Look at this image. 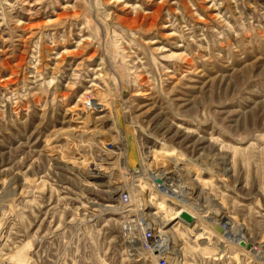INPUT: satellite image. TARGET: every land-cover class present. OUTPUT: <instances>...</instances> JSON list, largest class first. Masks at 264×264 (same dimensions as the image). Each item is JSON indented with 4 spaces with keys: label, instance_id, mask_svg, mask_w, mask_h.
Instances as JSON below:
<instances>
[{
    "label": "rangeland",
    "instance_id": "1",
    "mask_svg": "<svg viewBox=\"0 0 264 264\" xmlns=\"http://www.w3.org/2000/svg\"><path fill=\"white\" fill-rule=\"evenodd\" d=\"M137 159L180 206L137 200ZM124 187L176 264H264V0H0V257L157 264Z\"/></svg>",
    "mask_w": 264,
    "mask_h": 264
},
{
    "label": "built area",
    "instance_id": "2",
    "mask_svg": "<svg viewBox=\"0 0 264 264\" xmlns=\"http://www.w3.org/2000/svg\"><path fill=\"white\" fill-rule=\"evenodd\" d=\"M109 145L111 146V151H115L117 156L121 155V160H125L127 151L126 148L123 147V145H119L118 143L113 142L109 143ZM125 165L126 164H124L123 169L126 170V174L129 177L131 176L129 172L131 167L127 166L128 169H126ZM175 166V163H166V165L162 167L161 170H156L154 169V167H146L144 163H139L137 167L143 170L142 175H144L145 177L142 179L143 184L147 183L146 186H148V188H144V186H141L139 188L141 189V194L138 195L137 200L145 202L152 196L151 195L150 197H148L150 193H152L150 191L157 189L158 191H160L161 195L167 197V199L171 203L180 206V203L178 201L179 198L177 197V195L180 194V190L182 187L181 181L178 182L176 179L179 177V174L176 172L175 175H172L173 171L171 173L167 172L170 169H174L173 167ZM139 169L135 170L136 172L132 173H140L141 171H139ZM168 175H171V177H169ZM192 198L194 199L193 196ZM112 205L115 208V214L119 218H121L120 225L122 232L129 237L135 235L136 239H138V241L140 242V248L145 253L153 255L155 258H157V264L177 263L176 260L172 259L171 250L165 242L164 236L162 235L163 230L156 222H153L149 219L150 215L147 211L148 208H137V201L134 200L131 190L128 187H124L119 190L117 198L113 201ZM1 261L6 264H12L6 257H0V263Z\"/></svg>",
    "mask_w": 264,
    "mask_h": 264
},
{
    "label": "water",
    "instance_id": "3",
    "mask_svg": "<svg viewBox=\"0 0 264 264\" xmlns=\"http://www.w3.org/2000/svg\"><path fill=\"white\" fill-rule=\"evenodd\" d=\"M132 166H136V163H134ZM182 219H184L185 221H187L188 223H192L194 221V217L188 213V212H184L182 215H181ZM216 228L218 229V231H221L223 232L224 231V228L221 226V225H217ZM241 245L242 246H246L247 248H251L252 247V244H247L245 241H241Z\"/></svg>",
    "mask_w": 264,
    "mask_h": 264
},
{
    "label": "bare ground",
    "instance_id": "4",
    "mask_svg": "<svg viewBox=\"0 0 264 264\" xmlns=\"http://www.w3.org/2000/svg\"><path fill=\"white\" fill-rule=\"evenodd\" d=\"M129 128V127H128ZM130 153H128V158H127V162L126 164L129 165V167L131 168H136V166H132L133 163L136 161V156L134 154V145H133V142L131 141L130 142ZM138 160V163H139V159ZM134 161V162H133ZM131 170V169H130ZM178 196V195H177ZM162 208H165V206H162ZM224 228V227H223ZM217 229V228H216ZM218 230V229H217ZM221 232V231H220ZM241 241H244V240H241ZM241 241H240V245H241ZM242 246V245H241ZM243 247H246V246H243Z\"/></svg>",
    "mask_w": 264,
    "mask_h": 264
}]
</instances>
